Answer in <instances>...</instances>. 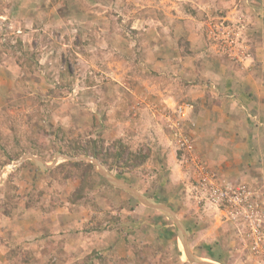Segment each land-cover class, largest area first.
Returning a JSON list of instances; mask_svg holds the SVG:
<instances>
[{
  "label": "rangeland",
  "instance_id": "374dc122",
  "mask_svg": "<svg viewBox=\"0 0 264 264\" xmlns=\"http://www.w3.org/2000/svg\"><path fill=\"white\" fill-rule=\"evenodd\" d=\"M262 1L0 0V264H69L63 232L99 222L125 245L70 264H264ZM77 138L111 156L68 157ZM69 161L90 165L84 182ZM101 170L181 232L129 215L137 197ZM239 188L253 215L220 199Z\"/></svg>",
  "mask_w": 264,
  "mask_h": 264
},
{
  "label": "crops",
  "instance_id": "0c3cea01",
  "mask_svg": "<svg viewBox=\"0 0 264 264\" xmlns=\"http://www.w3.org/2000/svg\"><path fill=\"white\" fill-rule=\"evenodd\" d=\"M261 6H264V1H262L261 5L259 7L260 12H264V8L261 7ZM261 31H262V33L264 32V27H262ZM261 43L264 44V37H262ZM261 48H262V52H261V55H259V60L261 59V61L263 63L262 68L264 69V45L261 46ZM188 60H191V62L193 61V59H190V58H188ZM186 61L187 60H185V62ZM145 62H148V63H145V65L146 64H151L153 62V58H150L148 56V58L146 59ZM197 72H199V70H197ZM187 77H189L188 74H187ZM262 77H264V71H263V76ZM152 81L153 80L147 82V79H146V82H145V85L147 86V89H150L151 91L153 89H155V88H158V86H155V84L152 83ZM211 115H213V116H211ZM218 118H219V116L216 113L209 114V117L207 118L206 122L208 124H210L211 126L215 127L217 125L216 124V119H218ZM258 129L259 130H258L257 144L253 146V149H255L253 152L255 153L257 151L256 153H260L261 154L260 158L264 161V126H263V129H261L260 127ZM232 141H233V144L228 142L229 148L224 149V153L226 151L229 152L231 150V148H233V146L235 145V143H234L235 140H232ZM221 153H223V152H221ZM224 157H225V154L223 155V158ZM68 159H70V158H68ZM254 160H256V159L254 158L253 162H254ZM250 162L252 163V158L250 159ZM246 167L247 166H245L244 168H246ZM263 173H264V168H263V171L258 172V174H263ZM258 182L262 185L261 187H264V178L259 177ZM115 188L129 193L128 191L123 190L122 188H120V187H118L116 185H115ZM129 189H131V188H129ZM132 190H134V189H132ZM125 192H123V193H125ZM147 200L151 201V199H147ZM137 201H139L140 204L138 203V205H135V204H130V202H125L126 204L125 203H119L118 205L121 206V207H125L126 210L128 209L130 211V212H128L129 215L132 214V216H133L134 213H137V214H141L142 216H147L145 218V220H143V221H145V223H146L145 225L147 227L151 226V227L157 229L156 227L158 226L160 228V230H163V228H165V230H164L165 232H168V231L171 232L170 236H174V234H175V233H173V231H170V230H176V232H178V233L181 232L182 227L177 222V220L175 218L176 217L175 213L172 211V208L167 206V208L171 211V213L173 215V218L168 217L167 214H165V213H163V212H161V211H159V210H157L155 208H152V207H149V206L143 204L139 199ZM152 201H155V200H152ZM109 205H110V207L113 210H115L114 208L117 206V202L115 200H110L109 201ZM161 205H163V204H161ZM131 206L134 207L133 210H131ZM163 206L166 207V205H163ZM139 210H141V213L139 212ZM148 215H152L151 218H153V221H152V219H149ZM159 216H160V218H159ZM130 218H132V217H130ZM157 218H159V219H157ZM168 218L172 220V222H173L172 226L167 223L168 222ZM158 220H160L161 222H157ZM174 220L179 224V227L175 223ZM74 225H75L74 223L72 225L69 224V227L67 228L68 230H65V232H63V239H65V242H64V250L65 251H64V253L68 254V256L65 259L68 260L67 262H69V264L71 262L80 260L82 257H85L88 254H90L92 251H97L98 253L102 254V253L108 252L109 249H110L109 251H113L115 248H118V247H121L122 245L123 246L125 245V242L123 240H122V243L119 241V239H118L119 235L115 232L117 230H112V231H108L107 230L106 231V230H104V228H102L100 230H95V231L90 232V233H85V232L83 233V231L77 232V228L78 227H76V226L73 227ZM112 225L113 224H111V226ZM129 225L131 227L132 226H136V224H133V223H130ZM79 227H81L80 224H79ZM80 229L83 230L82 228H80ZM110 229H113V228H110ZM183 232H184V230H183ZM155 233H157L156 235H160L161 234V233L158 234L159 230H157ZM91 234H93V235H91ZM90 236L91 237L94 236V238L96 240H92V241L86 242L90 238ZM163 236H165V235H163ZM182 238L183 237H181V242H182ZM111 240L114 241V242H110ZM158 240H160V239H158ZM170 244H171V248L173 247L175 249L176 246L178 247L177 243L171 242ZM116 250L117 249H115L113 251V254L116 253ZM60 261H61V259L58 258L57 259V263L59 264ZM208 264H211V263H208Z\"/></svg>",
  "mask_w": 264,
  "mask_h": 264
},
{
  "label": "trees",
  "instance_id": "16d2710c",
  "mask_svg": "<svg viewBox=\"0 0 264 264\" xmlns=\"http://www.w3.org/2000/svg\"><path fill=\"white\" fill-rule=\"evenodd\" d=\"M183 43L187 47L188 42L185 41ZM185 53L186 55L192 54V52L188 51V49H186ZM11 55L14 57L15 52H12ZM25 63H28V62L25 61ZM69 143L70 144L69 146H67L68 148L65 151V155H67L70 158L90 155L93 159H97L99 162H102L103 164H105L107 162V158L111 156V155H106L104 153H101V151H99V147L97 146L98 144L96 141H81L80 139L77 138V139L72 140ZM83 165H84L83 162H70L69 161L66 163V165H61L60 169H63V168L67 169L64 173V176L66 179H69L68 177L76 176L80 178L82 182H84L85 175L89 174L90 165H85V166ZM84 205H86V203H84ZM9 213L10 211L6 210V214H9ZM100 225H101V222H99V224L97 225L96 230H100Z\"/></svg>",
  "mask_w": 264,
  "mask_h": 264
},
{
  "label": "built area",
  "instance_id": "2783aa9c",
  "mask_svg": "<svg viewBox=\"0 0 264 264\" xmlns=\"http://www.w3.org/2000/svg\"><path fill=\"white\" fill-rule=\"evenodd\" d=\"M240 190H235L234 192L233 191H221L220 192V199L221 200H227V202H231V201H234L236 199H238L239 201H241V204L243 205L242 207H240L238 209L237 207V210L240 211V210H243V209H246L248 212H249V215H253L254 213L251 212L250 208H251V205L250 203L249 204H246V198L244 195H245V191L243 188H239ZM255 240L254 241V244H253V249L257 252V253H264V244L262 243V239H260V237L257 235L254 236Z\"/></svg>",
  "mask_w": 264,
  "mask_h": 264
},
{
  "label": "water",
  "instance_id": "95a60500",
  "mask_svg": "<svg viewBox=\"0 0 264 264\" xmlns=\"http://www.w3.org/2000/svg\"><path fill=\"white\" fill-rule=\"evenodd\" d=\"M102 174H103V175L109 180L110 183H112L113 185H116V186L122 188L123 190L128 191L129 193H131L132 195H134L135 197H137V199H139L143 204H145V205H147V206H149V207L155 208V209H157V210H159V211H161V212L167 214L168 217L173 218V215H172L171 211H170L167 207H165V206H163V205H161V204L155 203V202H153V201L147 200L146 198H144V197H142L141 195L137 194L134 190L125 187L124 185L120 184L119 182H116L114 179H112V177H110V176H109L108 174H106L105 172H102ZM174 221H175V220H174ZM175 223H176V224L178 225V227H179V224H178L176 221H175ZM182 244H183V246L186 247V243H185L184 240H182ZM185 251L187 252L186 248H185ZM189 257H190V256H189ZM200 264H201V263H200ZM202 264H208V263H203V262H202Z\"/></svg>",
  "mask_w": 264,
  "mask_h": 264
},
{
  "label": "bare ground",
  "instance_id": "6f19581e",
  "mask_svg": "<svg viewBox=\"0 0 264 264\" xmlns=\"http://www.w3.org/2000/svg\"><path fill=\"white\" fill-rule=\"evenodd\" d=\"M101 173H102V170H101Z\"/></svg>",
  "mask_w": 264,
  "mask_h": 264
}]
</instances>
